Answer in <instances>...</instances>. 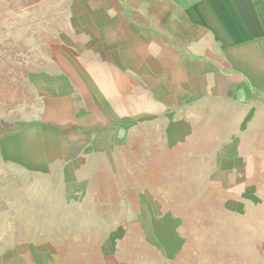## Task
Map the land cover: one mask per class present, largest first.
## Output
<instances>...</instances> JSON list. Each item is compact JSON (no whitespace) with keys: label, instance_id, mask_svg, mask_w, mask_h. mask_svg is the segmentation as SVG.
I'll return each instance as SVG.
<instances>
[{"label":"crops","instance_id":"1","mask_svg":"<svg viewBox=\"0 0 264 264\" xmlns=\"http://www.w3.org/2000/svg\"><path fill=\"white\" fill-rule=\"evenodd\" d=\"M76 1L92 21L73 31L115 34L108 45L58 32L44 54L18 40L0 116V264H50L51 237L81 249L88 235L97 250L93 229L62 226L127 197L142 231L121 264H264V0ZM182 184L213 186L238 221L180 229L164 188Z\"/></svg>","mask_w":264,"mask_h":264},{"label":"rangeland","instance_id":"2","mask_svg":"<svg viewBox=\"0 0 264 264\" xmlns=\"http://www.w3.org/2000/svg\"><path fill=\"white\" fill-rule=\"evenodd\" d=\"M150 0H146L148 2ZM76 0H0V116L7 115V108L11 101H14L15 83L13 76L19 69L18 57L24 46L19 45L18 40L25 39L31 44V49L36 53L44 54L48 52L47 43L53 40L59 33L66 32L72 37L82 34L83 37L94 39L103 37L105 44L112 43L115 32L109 30H95L91 23L84 25L83 31H73L75 24L91 22L92 16L81 14ZM132 18L138 20L139 15L131 3ZM29 6V9L19 11L22 6ZM16 11H19L16 14ZM66 34V35H67ZM134 139L133 143H140ZM121 148L113 157L115 163H122L120 157ZM111 160H105V164L110 165ZM178 163H175V165ZM96 166L103 165L99 162ZM178 166V165H176ZM109 181L111 180V175ZM172 193L170 210L183 219L184 228L231 226L232 222L238 221L235 217L227 216L217 208V200L214 198V189L211 185H173L164 188ZM112 190L110 189V192ZM169 192V193H170ZM133 198L127 197L126 204H106L95 206L96 223L88 224H65L62 226L65 233L89 229L96 232V249H89L93 242L88 244V235H81L82 245L76 247L71 236L51 237L50 248L54 256L50 257V264H121L124 255L122 250L126 248V239L132 243L136 239L141 227L135 225V218L141 215V205L132 203ZM164 204H154L155 208L162 209ZM149 217V214H147ZM84 218L79 217V221L84 223ZM240 220V219H239ZM134 224V225H133ZM121 229L120 233H111L115 229ZM51 229V227H48ZM104 232V234H100ZM91 235V234H90ZM117 239V248H114L112 259L101 253L103 246L110 245L109 238ZM127 237V238H126ZM59 238L57 242L56 239ZM41 246V244H38ZM93 250H96L95 252Z\"/></svg>","mask_w":264,"mask_h":264}]
</instances>
